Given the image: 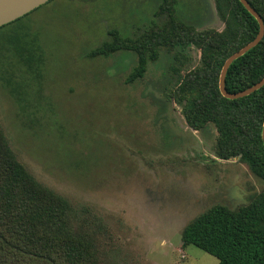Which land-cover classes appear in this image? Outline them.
Here are the masks:
<instances>
[{
  "label": "rangeland",
  "instance_id": "1",
  "mask_svg": "<svg viewBox=\"0 0 264 264\" xmlns=\"http://www.w3.org/2000/svg\"><path fill=\"white\" fill-rule=\"evenodd\" d=\"M160 2L52 0L0 29V51L1 36L16 25L37 33L43 62L24 82L31 92L42 85L44 98L40 112L32 96V108L24 107L4 80L21 79L23 70H0V124L40 183L90 208L98 264H218L197 246L183 247L182 228L213 204L235 208L264 188L237 157H217L214 125L193 130L184 105L170 98L199 65L196 47L161 49L131 83L133 50L89 56L111 40L110 31L135 38L160 24L153 16ZM176 10L198 30L224 28L214 0H177Z\"/></svg>",
  "mask_w": 264,
  "mask_h": 264
},
{
  "label": "trees",
  "instance_id": "2",
  "mask_svg": "<svg viewBox=\"0 0 264 264\" xmlns=\"http://www.w3.org/2000/svg\"><path fill=\"white\" fill-rule=\"evenodd\" d=\"M247 1L264 22V0ZM214 4L224 23L220 31L196 29L177 13V0H161L157 13L164 19L160 24L149 26L135 38H122L110 31L111 40L104 41L89 56L106 58L121 49L133 50L137 62L126 78L131 83L144 76L148 63L158 58L161 49L196 47L199 65L183 75L170 98L184 105V118L193 130L214 125L217 157H237L264 182V85L236 99L225 98L219 90L225 60L254 39L259 24L239 0H214ZM31 29V25L20 24L1 36L0 70L11 73L13 65L23 70L21 79L8 74L4 80L24 107L32 108V96L40 112L42 85L36 84V91L31 92L34 85L24 82L27 74L39 73L43 62L38 35L31 36ZM262 77L264 35L230 64L226 89L241 91ZM37 111L31 114L38 123ZM90 211L88 206L74 205L40 183L18 159L0 124V264H98L95 233L88 228ZM102 228L100 224L97 229ZM181 242L183 247L192 244L211 254L218 264H264V188L235 208L217 203L198 213L182 228Z\"/></svg>",
  "mask_w": 264,
  "mask_h": 264
},
{
  "label": "water",
  "instance_id": "3",
  "mask_svg": "<svg viewBox=\"0 0 264 264\" xmlns=\"http://www.w3.org/2000/svg\"><path fill=\"white\" fill-rule=\"evenodd\" d=\"M48 1L50 0H0V27L30 13L31 11L40 7L41 5H44ZM239 1L249 11V13L257 20L259 24V31L253 40H251L242 48L231 54L225 60L221 68L219 75V90L220 93L225 98L228 99H236L247 96L253 93L254 91L260 89L264 85V77H262L258 82L254 83L253 85L241 91L229 92L226 89L225 77L230 64L234 60H236L237 58L248 52L251 48L256 46L261 41L264 35V22L261 16L259 15V13H257V11L249 4L247 0H239ZM261 138L264 145V121L262 124Z\"/></svg>",
  "mask_w": 264,
  "mask_h": 264
},
{
  "label": "flooded vegetation",
  "instance_id": "4",
  "mask_svg": "<svg viewBox=\"0 0 264 264\" xmlns=\"http://www.w3.org/2000/svg\"><path fill=\"white\" fill-rule=\"evenodd\" d=\"M153 16H154V18L157 19V20H158V19H162V20L164 19V15H161V14L159 15V14L157 13V9H156L155 12L153 13ZM156 24H158V23H156V22L151 23V25H156ZM144 25H148V24H144ZM145 30H146V29H145ZM145 30L143 29L142 32L145 31Z\"/></svg>",
  "mask_w": 264,
  "mask_h": 264
}]
</instances>
